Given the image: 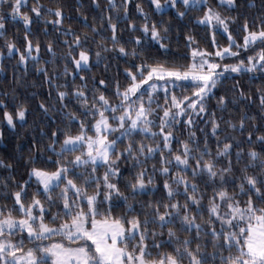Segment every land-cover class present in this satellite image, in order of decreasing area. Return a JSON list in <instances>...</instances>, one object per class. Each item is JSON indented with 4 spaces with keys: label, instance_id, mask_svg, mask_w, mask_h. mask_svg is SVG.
I'll use <instances>...</instances> for the list:
<instances>
[{
    "label": "snow or ice",
    "instance_id": "6c2138e0",
    "mask_svg": "<svg viewBox=\"0 0 264 264\" xmlns=\"http://www.w3.org/2000/svg\"><path fill=\"white\" fill-rule=\"evenodd\" d=\"M33 2L30 12L37 18L54 16L55 19L45 23H63L61 7L45 9L40 0ZM129 3L130 0H121L118 9L114 0H108L111 46L121 56H130L133 60L143 56V59L125 69L123 86L117 81L116 102L103 91L98 95L94 91L89 100L86 86L74 89L71 95L80 108L66 113L64 129H52L49 143L43 149L35 140L29 149L47 153V161L38 164V157H24L27 179L17 182L13 178L11 191L6 180L0 185L3 192L0 200L4 201L0 204V264H264V126L253 122L246 129V121H255V117L244 113L234 122L231 118H217L213 111L206 123H210L212 137L216 138L214 153L207 130L202 129L203 145L192 131L193 117L208 115L206 102L215 97L213 89L223 83L225 74L264 73V16L258 20V30L250 28L245 19L240 42L230 29L236 17L221 11L234 10L237 0L215 3L150 0V7L161 16L166 10H175L176 16L183 20L189 12L199 13L194 23L204 26L212 40L200 46L193 35L186 34V51L173 54L170 43H166L170 28L163 21L149 24L148 14L137 4V12L144 17L139 28L143 37H135V45L129 51L118 43V24L112 22L111 15L112 11L122 10L126 18ZM92 4L98 6V0H92ZM26 7L22 0H0V9L4 10L0 12V33L7 31L9 17L12 21L19 19L25 26L27 40L32 18L29 11L22 10ZM128 28L131 32L138 31L132 22ZM219 29L227 34L224 45L216 40ZM92 31L96 29L93 27ZM70 34V30L66 32ZM149 35L159 46L154 53L139 50ZM74 43L80 46L79 36ZM5 47L9 55L19 53L20 63L33 51L30 40L24 52L11 39L5 41ZM256 47L259 51H255ZM69 49L71 55L72 45ZM35 50L39 52L38 43ZM48 50L53 52L51 43ZM248 51L254 54L245 60L242 52ZM89 58L84 50L78 58L73 56L76 70L86 66ZM229 59L234 62H225ZM37 71L45 72L46 81L52 79L46 69ZM106 83L103 79L99 82ZM161 90L163 104L159 102ZM258 91L260 120L264 121V90ZM57 95L61 108L66 109L65 97L69 93L58 91ZM240 97H244L243 91ZM215 98L220 111H225L227 96ZM39 107L45 114L50 111L44 103ZM0 109H7L4 101H0ZM25 116L23 105L14 114L8 110L2 112L3 121L13 129L15 121H23ZM183 116L188 119L177 120ZM177 123L186 125L188 138L178 141L182 151L173 152L170 144L176 140ZM221 123L241 135L247 131L246 138L235 143L234 137L221 139ZM146 140L149 142L145 143ZM244 144L249 146L246 154ZM233 148L237 149L236 164H243L240 169L233 164ZM157 152L160 167L153 163L149 173L147 164L155 160ZM121 160L130 163L123 183ZM0 168L11 170L13 163L0 159ZM101 168L104 169L102 177ZM156 172L163 177L164 194L147 203L137 200L144 195L155 196V189L150 190L149 186L156 182ZM32 184L36 188L29 199L28 189ZM229 185L234 189L231 193ZM209 188L211 194L206 197ZM176 197H182L183 203ZM241 197L246 199L241 201ZM205 198L208 201L206 221ZM130 200L134 203H129ZM137 204L141 210H137Z\"/></svg>",
    "mask_w": 264,
    "mask_h": 264
},
{
    "label": "trees",
    "instance_id": "16d2710c",
    "mask_svg": "<svg viewBox=\"0 0 264 264\" xmlns=\"http://www.w3.org/2000/svg\"><path fill=\"white\" fill-rule=\"evenodd\" d=\"M215 3L217 0H210ZM24 3L27 7L22 9L29 11L32 18V23L28 27V37L25 39V26L19 19L12 21L9 17V22L6 24V32L0 33V101H4L7 104V109H0V159H3L5 163L12 162L13 168L11 170L0 168V185L5 180L10 185L9 191L14 188L13 178L17 182L27 179L26 165L24 163V157L33 155L38 157L37 163L47 161V153L42 151H36L33 149L31 152L29 149L35 140L41 149H43L48 143V136L52 129L60 128L64 129L66 124V113L74 111L80 108L79 103L72 97L71 93L74 89L81 86H86L85 90L88 95V99H92L93 92L98 95L103 91L113 102L115 101V89L116 83L119 81L121 86L126 83L125 69L129 65L140 62L143 59L141 56L139 59L133 60L130 56H121L118 51H114L111 46L112 30L108 27L109 24V9L106 7L108 0H98V6L92 4V0H40V3L45 9L61 7L64 13V21L61 25H53L51 23H45L46 20L55 19L54 16H41L37 18L34 13L30 12V9L34 6L33 0H26ZM114 3L119 6L121 0H114ZM23 4V3H22ZM140 4L144 12L148 14V22L151 24L153 21H163L165 25L170 28V32L167 34L168 39L166 43H170V52L173 54H181L186 51L184 45L185 35H193L199 42L200 46H205L212 40V35L207 32L204 26H198L194 23L195 18L199 13L189 12L188 15L181 20L175 14V10H166L164 15L161 16L150 7V0H130L128 5V16L125 18L122 10H115L111 12L113 17V23H117L116 36L118 43L125 46L129 51L135 45V37H143V33L139 31L144 17L141 16L136 9V5ZM227 6L225 5V8ZM4 11L0 9V12ZM224 15H231L236 17L235 23L230 24V29L234 38L242 42L243 37V24L245 19L248 21L250 28L256 29L258 20L261 16H264V0H237V7L231 11L221 10ZM86 18V21H85ZM135 23L138 31L131 32L128 28V24ZM85 23L87 26H85ZM96 31L93 32L92 28ZM71 31L72 34L66 35V32ZM76 36L80 37V46H75ZM11 39L21 52H24L27 41L30 40L33 45L32 55L24 63H20L19 53H12L9 55L7 48L5 47V41ZM216 40L219 44L224 45L227 43V34L219 29L216 35ZM39 44V52L35 50L36 44ZM51 43L53 52H49L48 47ZM69 45H72V54L70 55ZM108 48L107 51L104 49ZM158 45H155L151 41L150 35L146 40H143V47L140 51L156 52ZM84 50L89 53V63L86 67H81L79 71L76 70L73 64V56L79 57V52ZM255 51H259V47H256ZM100 53L97 57V53ZM253 51L246 53L242 52V58L247 59L248 55H253ZM38 56V59L36 57ZM171 58V57H169ZM227 63H232L234 60H226ZM46 69L48 77L52 79H45L44 71H37V69ZM67 69V72H65ZM84 77L85 79H81ZM105 80L106 85H100V80ZM235 90V93L233 92ZM258 90H264V73H227L223 78V83L218 84L215 89V97L221 95L227 96L226 110L221 112L217 106L216 98H212L206 102L207 113L200 114L199 117H193L194 131L197 137L200 138L201 145L204 141V133L202 129L207 130V135L210 138V147L213 153L216 150V138L212 137L209 121L211 114L215 111L216 117L221 116L224 119L231 118L234 122H238L240 116L247 113L249 117H255V121L248 120L245 123L247 129L251 123L257 122L264 126V121L260 120L261 111L260 93ZM58 91H65L69 93L65 97V102L68 107L62 109L59 104ZM243 91L244 97H250L246 99L240 97V92ZM180 91L178 90V93ZM164 93L161 90L159 92V102L164 103ZM147 102V101H145ZM44 103L49 106L50 111L45 114L40 109V104ZM23 105L26 108V116L23 121L17 119L15 121L16 127L9 128L6 121L2 119L3 110H8L15 113L18 106ZM155 107V101L153 102ZM162 115V112L160 113ZM90 119V118H89ZM187 116L177 117V120H187ZM156 124H159V120H156ZM78 127V125H77ZM186 125L183 123H177L175 125L174 135L176 140H173L170 147L173 152L177 150L182 151L181 145L178 141L186 140L188 133L185 131ZM76 128H73V132ZM220 138L234 137L233 143L242 141L247 136V131L243 135L239 131L232 132L230 129H226V126L221 123L220 126ZM258 134V133H257ZM142 137H137L141 139ZM149 141H145L148 143ZM245 154L247 153L248 145L244 144ZM237 149H232L233 164L237 169L243 167V164H236L235 155ZM55 156H53V160ZM160 153L155 154V160L149 161L147 168L149 173L152 172L153 163L156 167H160ZM226 162V161H225ZM175 161H173V165ZM120 168L123 172V180L127 179L130 163L120 161ZM104 169L99 170V175H103ZM173 171H176L173 167ZM190 171V169H189ZM156 182L154 185L149 186L150 190L155 189V196L144 195L138 197L137 200H142L147 203L149 199H159L163 194V177L159 172H156ZM239 184V180L236 181ZM175 187V186H174ZM35 184H32L28 189V198L30 199ZM183 190L181 186V191ZM203 190V189H201ZM233 187L228 186L229 193L233 192ZM237 192L239 189H235ZM211 194L209 188L207 195ZM3 195V192H0ZM183 203L182 197H176ZM246 197H241V201ZM4 203L0 200V204ZM11 205V201H8ZM134 203V201H129ZM204 220H207V198L204 200ZM55 209H53L54 211ZM123 210V209H120ZM118 210V211H120ZM137 210L140 209V205L137 204ZM143 219V216H141ZM198 222H202L198 218ZM218 226V225H217ZM157 232L159 230L157 229ZM167 229H165V238ZM183 239V235L181 236ZM211 251V249H209Z\"/></svg>",
    "mask_w": 264,
    "mask_h": 264
},
{
    "label": "rangeland",
    "instance_id": "374dc122",
    "mask_svg": "<svg viewBox=\"0 0 264 264\" xmlns=\"http://www.w3.org/2000/svg\"><path fill=\"white\" fill-rule=\"evenodd\" d=\"M26 0H22V3H24ZM87 66V65H86ZM85 65H82V67H86ZM25 236H27V233H24Z\"/></svg>",
    "mask_w": 264,
    "mask_h": 264
}]
</instances>
